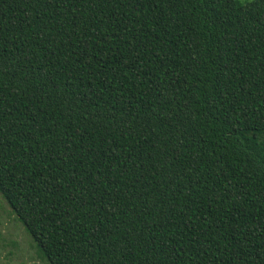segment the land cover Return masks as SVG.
<instances>
[{
	"label": "trees",
	"instance_id": "16d2710c",
	"mask_svg": "<svg viewBox=\"0 0 264 264\" xmlns=\"http://www.w3.org/2000/svg\"><path fill=\"white\" fill-rule=\"evenodd\" d=\"M0 193L48 264H264V0H0Z\"/></svg>",
	"mask_w": 264,
	"mask_h": 264
},
{
	"label": "rangeland",
	"instance_id": "374dc122",
	"mask_svg": "<svg viewBox=\"0 0 264 264\" xmlns=\"http://www.w3.org/2000/svg\"><path fill=\"white\" fill-rule=\"evenodd\" d=\"M34 245L24 225L0 193V264H48Z\"/></svg>",
	"mask_w": 264,
	"mask_h": 264
}]
</instances>
